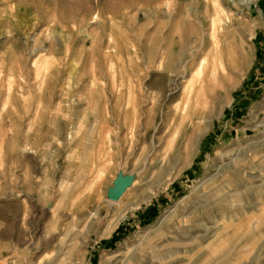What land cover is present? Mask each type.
I'll list each match as a JSON object with an SVG mask.
<instances>
[{
    "label": "rangeland",
    "instance_id": "rangeland-1",
    "mask_svg": "<svg viewBox=\"0 0 264 264\" xmlns=\"http://www.w3.org/2000/svg\"><path fill=\"white\" fill-rule=\"evenodd\" d=\"M263 135L264 0H0V264H264Z\"/></svg>",
    "mask_w": 264,
    "mask_h": 264
},
{
    "label": "bare ground",
    "instance_id": "bare-ground-1",
    "mask_svg": "<svg viewBox=\"0 0 264 264\" xmlns=\"http://www.w3.org/2000/svg\"><path fill=\"white\" fill-rule=\"evenodd\" d=\"M216 39H217V41L219 40L217 37H213V40H215L214 42H216ZM218 55H220V57L223 55V50H220L218 53H217V55L216 56H218ZM214 58L216 59V57L214 56ZM187 61V60H186ZM213 61H215V60H213ZM219 61V60H218ZM216 62H217V60H216ZM205 59H203L201 62H200V64H198V67L196 68V70H198V73H197V75L199 74V72H200V70L202 69V67H204V65H205ZM219 63V62H218ZM217 63V64H218ZM38 64V63H37ZM214 64H215V62H214ZM213 64V66H215ZM33 65V64H32ZM185 67V66H184ZM216 67V66H215ZM36 68V67H35ZM214 69V68H213ZM45 71H47V67L46 68H41V69H39V70H37L36 71V79L37 80H41V76H42V74H44V72ZM44 76V75H43ZM25 78V77H24ZM200 78H201V76H200ZM200 78H197V76L195 75V74H192V76H191V78L188 80V82H187V86L185 87V89L184 90H190V92L191 93H193V91L195 90V88H202V87H204L203 85H202V81H203V79H205L204 78V76H202V80L200 79ZM169 79V78H168ZM171 80V79H170ZM204 82V81H203ZM172 83H174L173 82V80H172ZM169 84H170V82H169ZM202 85V86H201ZM186 90V91H187ZM200 90H202V89H200ZM203 90H204V88H203ZM200 92V91H199ZM197 93H198V91H197ZM202 102V101H201ZM186 104V103H185ZM197 104V103H196ZM136 111V110H135ZM130 113V112H129ZM129 116H127V118H128ZM129 131V130H128ZM134 132V131H133ZM131 133V132H130ZM264 136V135H263ZM132 140H134L133 139V134H132ZM145 137V136H144ZM255 137V136H254ZM259 138V137H258ZM258 138H256V139H258ZM136 139V138H135ZM125 140V139H124ZM131 140V141H132ZM255 140V139H254ZM260 140V139H259ZM262 140V139H261ZM255 142H256V140H255ZM262 142H264V141H262ZM122 144V143H121ZM132 144V143H131ZM128 145V144H127ZM258 144H256V146H257ZM122 147V146H121ZM129 147H131V145L129 146ZM120 150V149H119ZM128 151V150H127ZM120 152V151H119ZM123 152V151H122ZM260 152V151H259ZM239 155H241V154H239ZM237 156H238V154H237ZM119 158H121V157H119ZM237 161H240V159L239 160H237ZM246 161V160H245ZM248 162H249V160H248ZM237 163V162H236ZM236 165V164H235ZM250 165V164H249ZM232 166V165H231ZM234 166V165H233ZM232 166V167H233ZM243 166V165H242ZM229 167V166H228ZM239 167V165H237V168ZM229 169V168H228ZM241 169H242V167H241ZM232 170V169H231ZM242 171V170H241ZM219 172V171H218ZM225 172H227V171H225ZM234 172V171H233ZM232 172V173H233ZM249 172V171H248ZM239 173H240V171H239ZM246 174L245 172H241V174L242 175H244V174ZM236 176H238V175H236ZM232 177V176H231ZM234 177V176H233ZM241 176H239L238 178H240ZM255 177H257V175H251L250 177H244V178H240V179H236V181H234V184L232 185V184H230V185H232L233 186V188L232 189H230L229 187H228V185L227 186H225V188L226 189H224L225 191L223 192V194H216L215 196H214V198L213 199H215V202L214 203H216V206H215V209H214V211H212L214 214L213 215H211V219L213 220V224H216V225H219V223L220 222H222V221H224L225 219H232L233 217H234V215H236V212L232 209V207H230V205L231 204H233L234 202H235V200H236V197H237V194H240L241 193V195H242V197L243 198H240V199H238L239 200V202H240V204H242V203H244V206L246 205V204H249V201H250V196L248 195V194H246V191L243 189L244 188V186L247 184V182H249V180H250V178H252V179H256ZM251 179V180H252ZM229 180V179H228ZM227 180V181H228ZM263 182H264V180H263ZM224 183V182H223ZM250 184H251V182H250ZM252 184H254V183H252ZM252 187V186H251ZM251 187H249V188H251ZM247 188V187H246ZM248 188V190H250ZM218 189H219V187H218ZM223 191V190H222ZM216 192V191H215ZM215 192H214V194H215ZM217 192H219V190H217ZM250 192V191H249ZM213 194V193H212ZM213 194V195H214ZM209 195V194H208ZM257 195V194H256ZM245 200V201H244ZM208 201V199L207 200H205V202H207ZM244 201V202H243ZM200 204V203H199ZM239 204V203H238ZM242 211V213H247L248 212V209L247 208H245V207H243V209L241 210ZM217 213H219V215L217 214ZM185 216V215H184ZM203 216V215H202ZM197 218V217H196ZM200 219V218H199ZM202 220H203V218H202ZM205 220V219H204ZM203 220V221H204ZM193 221V220H192ZM195 221V220H194ZM201 221V220H200ZM202 222V221H201ZM205 222V221H204ZM185 223V222H184ZM194 223V222H193ZM170 224V223H169ZM191 224V223H190ZM190 224H188L187 226H188V229L186 228V231L184 230L183 231V233H184V236L183 237H179V236H177L175 233H174V235H173V232L171 231L170 233H169V235L171 236V237H169L170 238V243H169V245H168V247H171L172 248V244L173 243H180V245H183V247H186L189 243H194V245L195 244H197V245H199L200 243L198 242V241H194L195 240V233H197L198 231H201V229H203V228H205V229H210L209 228V226L211 225H209L208 223H199V225H198V223H196V225L197 226H195V225H193V226H195L194 228L193 227H190ZM212 224V225H213ZM211 225V226H212ZM185 226V225H184ZM192 226V225H191ZM180 229V228H179ZM201 232H199V234H200ZM168 234V233H167ZM168 235V236H169ZM188 235H191L192 237L191 238H186L185 236H188ZM194 237V238H193ZM159 238H161V237H159ZM166 238V237H165ZM199 238V237H198ZM162 239V238H161ZM160 239V242H163V240L164 239H162L161 240ZM200 240V239H199ZM156 241V240H155ZM151 242V241H150ZM156 243V242H155ZM164 244V243H163ZM196 246V245H195ZM171 248H169V250H167V251H164L166 254L167 253H172V252H170V249ZM172 250H173V248H172ZM169 251V252H168ZM158 254H159V252H158ZM171 256V255H170Z\"/></svg>",
    "mask_w": 264,
    "mask_h": 264
},
{
    "label": "water",
    "instance_id": "water-1",
    "mask_svg": "<svg viewBox=\"0 0 264 264\" xmlns=\"http://www.w3.org/2000/svg\"><path fill=\"white\" fill-rule=\"evenodd\" d=\"M122 191H123L122 186L121 185H117L112 190V192L110 194V197L113 198V199H117L121 195Z\"/></svg>",
    "mask_w": 264,
    "mask_h": 264
}]
</instances>
